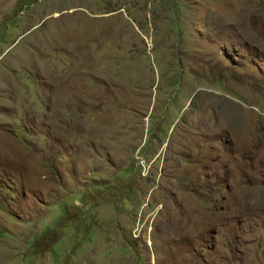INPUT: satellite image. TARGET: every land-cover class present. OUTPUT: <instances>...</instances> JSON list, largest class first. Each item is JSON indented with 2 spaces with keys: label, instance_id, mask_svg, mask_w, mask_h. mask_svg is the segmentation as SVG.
<instances>
[{
  "label": "rangeland",
  "instance_id": "1",
  "mask_svg": "<svg viewBox=\"0 0 264 264\" xmlns=\"http://www.w3.org/2000/svg\"><path fill=\"white\" fill-rule=\"evenodd\" d=\"M0 264H264V0H0Z\"/></svg>",
  "mask_w": 264,
  "mask_h": 264
},
{
  "label": "flooded vegetation",
  "instance_id": "2",
  "mask_svg": "<svg viewBox=\"0 0 264 264\" xmlns=\"http://www.w3.org/2000/svg\"><path fill=\"white\" fill-rule=\"evenodd\" d=\"M139 256H140V257H142V255H141V254H140Z\"/></svg>",
  "mask_w": 264,
  "mask_h": 264
}]
</instances>
